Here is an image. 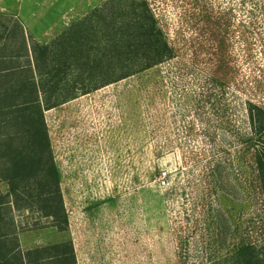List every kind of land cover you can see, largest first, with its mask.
I'll use <instances>...</instances> for the list:
<instances>
[{
	"label": "rangeland",
	"instance_id": "rangeland-1",
	"mask_svg": "<svg viewBox=\"0 0 264 264\" xmlns=\"http://www.w3.org/2000/svg\"><path fill=\"white\" fill-rule=\"evenodd\" d=\"M228 11L233 52L264 103V0H0L1 54L22 29L72 57L54 80L34 75L37 84L64 85L50 91L62 101L44 116L69 225L61 232L13 210L23 250L71 243L77 264H230L258 222L240 204L236 169L226 194L205 205L189 191L166 200L165 175L181 167L180 155L155 153L142 75L112 82L126 63L111 58L129 50L133 23L154 18L172 40L202 15Z\"/></svg>",
	"mask_w": 264,
	"mask_h": 264
},
{
	"label": "trees",
	"instance_id": "trees-1",
	"mask_svg": "<svg viewBox=\"0 0 264 264\" xmlns=\"http://www.w3.org/2000/svg\"><path fill=\"white\" fill-rule=\"evenodd\" d=\"M233 25L231 11L206 13L171 40L154 18L133 23L129 50L111 56L126 63L112 82L142 75L154 151L180 155L181 167L165 175L166 200L189 191L205 205L226 194L236 169L240 204L258 222L230 264H264V103L233 52ZM20 30L13 52L5 41L0 53V264H77L71 243L23 250L17 237L13 210L37 213L61 232L69 225L44 116L61 104L52 97L64 85L37 84L34 75L54 80L72 58Z\"/></svg>",
	"mask_w": 264,
	"mask_h": 264
}]
</instances>
